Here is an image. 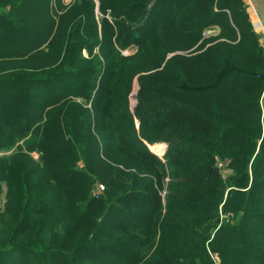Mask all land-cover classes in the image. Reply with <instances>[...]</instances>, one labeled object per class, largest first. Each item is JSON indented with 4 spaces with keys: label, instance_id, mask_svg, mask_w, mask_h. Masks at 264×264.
<instances>
[{
    "label": "trees",
    "instance_id": "1",
    "mask_svg": "<svg viewBox=\"0 0 264 264\" xmlns=\"http://www.w3.org/2000/svg\"><path fill=\"white\" fill-rule=\"evenodd\" d=\"M63 1L0 0V264H264L245 2Z\"/></svg>",
    "mask_w": 264,
    "mask_h": 264
},
{
    "label": "rangeland",
    "instance_id": "2",
    "mask_svg": "<svg viewBox=\"0 0 264 264\" xmlns=\"http://www.w3.org/2000/svg\"><path fill=\"white\" fill-rule=\"evenodd\" d=\"M72 1H73V0H64L63 2H64L65 5H69ZM243 1H244L245 4H246V10L248 11V13H249V15H250V19H251V21H252V24H253V26H254V29H255V31L259 34V36H260V41L262 42V44H264V8H262V10H257V13H258V15H259V17H260V19H258L257 16H256V14H255L254 6H253L251 0H243ZM96 14H97L98 17L101 16V13H100V11H99L98 9L96 10ZM262 20H263V21H262ZM257 21L259 22L260 26L257 24ZM214 32H215V31H214ZM134 50H135L134 48L127 49V50H124L123 53L127 55V54H129V53L134 52ZM138 89H139V86H138L137 82L135 81V82H134V85H133V89H132V91H131V93H130V96H129V98H130V103H131V108H133V106H134V105L136 104V102H137V100H136V94H137ZM156 144H161V145H163V147H164V148H165V149L171 154L170 147H169V145H168L167 143H156ZM156 144H154V145H156ZM12 151H13V150H4V149H0V154H3V153H11ZM156 154H157V153H156ZM157 155H158V154H157ZM34 156H37V154L35 153ZM158 157H159L163 162H165V163L169 162V159L166 160V159L161 158L160 156H158ZM217 166H218L219 168H221L220 170H221L224 174H226V173H228V172H231V171H229L228 169H226L224 162L221 161V160H218V161H217ZM99 185H103V184H102V183H101V184H97L96 187L94 188V191L97 190V189H100ZM103 186H104V185H103ZM5 188H6V187L4 186V189H5ZM104 189H105V187H104ZM104 189H103L101 192H103ZM94 191H93V193H92L93 196L96 197V198H98V197L100 196L101 193H100L98 196H95V195H94ZM163 193H165L164 190L162 191V194H163ZM3 201H4V198H2V203H3ZM223 217H224V216H222V217L220 218V221H219L220 223H221ZM209 253H210L211 259L213 260V264H215L214 256H216L218 264H221V257H220V255H219V253H217V252H213V251H210Z\"/></svg>",
    "mask_w": 264,
    "mask_h": 264
},
{
    "label": "crops",
    "instance_id": "3",
    "mask_svg": "<svg viewBox=\"0 0 264 264\" xmlns=\"http://www.w3.org/2000/svg\"><path fill=\"white\" fill-rule=\"evenodd\" d=\"M251 2L254 6V10H255V14H256L257 18L260 19L259 15L257 13V10H262V8H264V0H251Z\"/></svg>",
    "mask_w": 264,
    "mask_h": 264
},
{
    "label": "built area",
    "instance_id": "4",
    "mask_svg": "<svg viewBox=\"0 0 264 264\" xmlns=\"http://www.w3.org/2000/svg\"><path fill=\"white\" fill-rule=\"evenodd\" d=\"M99 187L100 189H97L94 191L95 196H98L101 193V191L104 189L103 185H99ZM214 261H215V264H218L216 256H214Z\"/></svg>",
    "mask_w": 264,
    "mask_h": 264
},
{
    "label": "bare ground",
    "instance_id": "5",
    "mask_svg": "<svg viewBox=\"0 0 264 264\" xmlns=\"http://www.w3.org/2000/svg\"><path fill=\"white\" fill-rule=\"evenodd\" d=\"M262 2V1H261ZM263 21V20H262ZM258 25L260 26L259 22H258Z\"/></svg>",
    "mask_w": 264,
    "mask_h": 264
},
{
    "label": "water",
    "instance_id": "6",
    "mask_svg": "<svg viewBox=\"0 0 264 264\" xmlns=\"http://www.w3.org/2000/svg\"><path fill=\"white\" fill-rule=\"evenodd\" d=\"M218 221H220V219H218Z\"/></svg>",
    "mask_w": 264,
    "mask_h": 264
}]
</instances>
